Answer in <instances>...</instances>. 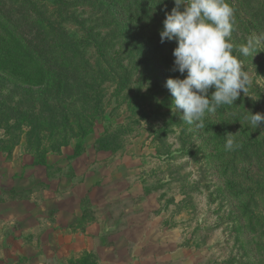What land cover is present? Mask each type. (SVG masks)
<instances>
[{"label": "rangeland", "instance_id": "374dc122", "mask_svg": "<svg viewBox=\"0 0 264 264\" xmlns=\"http://www.w3.org/2000/svg\"><path fill=\"white\" fill-rule=\"evenodd\" d=\"M33 1L39 35L0 37V157L44 181L54 169L39 161L58 159L56 179L86 181L72 197L103 206V242L117 247L97 251L103 264H264V123L246 119L264 114V43L234 51L252 85L201 128L165 87L186 76L173 71L176 41L160 38L173 2ZM228 2L238 49L264 33V0Z\"/></svg>", "mask_w": 264, "mask_h": 264}, {"label": "crops", "instance_id": "0c3cea01", "mask_svg": "<svg viewBox=\"0 0 264 264\" xmlns=\"http://www.w3.org/2000/svg\"><path fill=\"white\" fill-rule=\"evenodd\" d=\"M57 160L47 163V158L54 170L44 181L41 167L0 157V264H79L90 258L103 264L97 251L117 248L103 242L112 232L100 226L102 218L96 209L101 212L103 206L95 207L92 197L79 201L72 197L86 181L56 179L61 166ZM77 238L83 245L74 250ZM95 241L99 245L91 246Z\"/></svg>", "mask_w": 264, "mask_h": 264}, {"label": "clouds", "instance_id": "9594fccd", "mask_svg": "<svg viewBox=\"0 0 264 264\" xmlns=\"http://www.w3.org/2000/svg\"><path fill=\"white\" fill-rule=\"evenodd\" d=\"M173 3L171 11L166 12L160 38L162 43L176 41L173 71L186 76L169 77L165 87L173 97L174 110L177 113L182 110L180 119L202 128L206 114L233 105L241 92L249 91L252 79L234 51L243 56L253 55L264 43V33L249 37L246 44L236 49L231 42L235 10L228 0H173ZM211 88L215 91L209 96ZM246 119L256 129L264 123V114L250 112ZM235 147L238 145L229 133L225 149L231 151Z\"/></svg>", "mask_w": 264, "mask_h": 264}, {"label": "trees", "instance_id": "16d2710c", "mask_svg": "<svg viewBox=\"0 0 264 264\" xmlns=\"http://www.w3.org/2000/svg\"><path fill=\"white\" fill-rule=\"evenodd\" d=\"M55 3L70 5L71 1L54 0ZM108 2V1H106ZM165 5L172 4L173 0H164ZM33 0H0V37L9 40L18 39L20 42H28L30 36L39 35L35 30V25L39 16H36L37 9ZM44 20L43 18L40 20ZM10 41V40H9ZM81 141L75 145V154L81 151ZM39 163L47 164L46 160ZM81 264H84L81 261Z\"/></svg>", "mask_w": 264, "mask_h": 264}]
</instances>
